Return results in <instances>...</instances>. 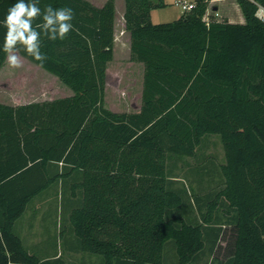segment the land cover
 I'll use <instances>...</instances> for the list:
<instances>
[{"label": "trees", "instance_id": "obj_1", "mask_svg": "<svg viewBox=\"0 0 264 264\" xmlns=\"http://www.w3.org/2000/svg\"><path fill=\"white\" fill-rule=\"evenodd\" d=\"M209 1L152 22L163 0H124L142 89L137 109L114 111L104 101L114 0H40L41 8L71 7L73 30L64 40L42 37V67L20 55L71 94L0 102V264H72L61 247L94 256L93 264H205L206 255L213 264L220 210L234 237L231 254L217 263L264 264V20L257 15L264 0H237L242 23L204 19ZM15 2L0 0V21ZM5 31L0 26V49ZM4 61L0 50V68ZM211 135L223 148V185L203 204L197 194L199 217L168 160L204 155ZM207 164L197 171L210 177ZM51 188L42 213L48 248L28 247L21 216L30 204L36 215L33 200ZM56 197L60 245L50 249L45 218Z\"/></svg>", "mask_w": 264, "mask_h": 264}, {"label": "rangeland", "instance_id": "obj_2", "mask_svg": "<svg viewBox=\"0 0 264 264\" xmlns=\"http://www.w3.org/2000/svg\"><path fill=\"white\" fill-rule=\"evenodd\" d=\"M90 1L95 4H101L105 0ZM175 1L177 0H163L162 6L153 8L151 10V21L167 22L179 17L181 9L175 4ZM114 3L116 10L114 26L115 41L113 57L107 64L104 84V101L106 106L111 110L130 111L137 109L140 104L143 64L132 58L130 53L128 32L123 25L124 0H114ZM210 13L213 12L210 10ZM22 63L23 66L21 68L12 69L7 65L6 60L3 62V65L0 68V102L7 104H20L28 101L60 97L71 92L70 89L62 84L56 76L29 62L26 58L23 57ZM218 137V135H211L205 138L204 145L200 149V151L205 153L204 155L186 157L185 160L171 157L168 160L170 172L178 179L175 180L178 183L174 184L175 187L183 185L186 188L187 195L194 203L193 215L199 217H201V215L200 212L197 211V194H199L200 197L198 203L203 204L207 199V195L212 196L213 193L223 185L219 166L224 161V154ZM201 161L203 163H206L207 161L208 164L206 167L208 165L211 167L209 168L210 177L198 173L197 165H200ZM57 188H59L58 185ZM57 188L54 189L53 186L54 191H56ZM53 189L51 188L48 193L44 192L46 194L37 200H33L36 201L35 208L37 209L38 207L36 215H34L35 212L30 204L29 208L21 216V220L23 221L26 215L29 214H32L33 218L31 219L33 222L35 221L36 216L43 219L41 211L47 206L49 199L53 196ZM57 200H59V198H53L52 201L55 204L48 209L46 218L44 217L46 225L51 230V233H49V236L51 235V237L48 240L51 242V244L48 242L50 249L52 241L53 243H57L58 247L60 245L58 231L61 222L58 224V213L56 207H54V205L56 206ZM202 210H205V207H202ZM219 215L222 226L216 246L211 254L215 258H213V264H219L217 261H225L231 254L230 247L234 237L233 226L232 224L227 223L226 215L223 214L221 210L219 211ZM39 222H41L40 219ZM37 237L38 236H36V238ZM58 250L57 252H59ZM61 251L64 259L72 264H93L97 260L94 256H89L80 251H67L64 253L62 247ZM203 260H205V264H207L206 262L210 260V256L206 255ZM170 264H172V262H170Z\"/></svg>", "mask_w": 264, "mask_h": 264}, {"label": "clouds", "instance_id": "obj_3", "mask_svg": "<svg viewBox=\"0 0 264 264\" xmlns=\"http://www.w3.org/2000/svg\"><path fill=\"white\" fill-rule=\"evenodd\" d=\"M40 0H16L9 7L0 26L6 29L2 50L7 65L12 69L23 66L21 52L26 53L42 67L47 55L41 51L42 37L64 40L73 30L75 12L71 7L40 6Z\"/></svg>", "mask_w": 264, "mask_h": 264}, {"label": "crops", "instance_id": "obj_4", "mask_svg": "<svg viewBox=\"0 0 264 264\" xmlns=\"http://www.w3.org/2000/svg\"><path fill=\"white\" fill-rule=\"evenodd\" d=\"M194 1L195 0H190L189 2H194ZM262 9L263 7L260 6L257 10V14H259L262 11ZM210 10L213 13H210ZM180 13H182V11H180ZM211 17L217 20H228L230 22H239V23L244 22V16L241 12L237 0H210L204 15V19H209ZM123 25H124V21H123ZM114 41H115V32H114ZM69 94H71V92ZM45 208L42 209L41 216L42 213H44ZM36 217H35V221L33 222L31 219V214L26 215L25 219L23 221L21 220V222L18 224V231L20 232V236L24 240V243L28 245V247L33 246L36 248H48V246L44 244V242L47 240V233H46V229L43 227V219L41 217H37V218ZM39 219L41 222H39ZM36 236L38 237L36 238Z\"/></svg>", "mask_w": 264, "mask_h": 264}, {"label": "built area", "instance_id": "obj_5", "mask_svg": "<svg viewBox=\"0 0 264 264\" xmlns=\"http://www.w3.org/2000/svg\"><path fill=\"white\" fill-rule=\"evenodd\" d=\"M175 4L180 7L182 12L187 11L194 6V2H189L186 0H177V1H175ZM257 15H258V17H260L261 19L264 20V7H263L262 11Z\"/></svg>", "mask_w": 264, "mask_h": 264}]
</instances>
